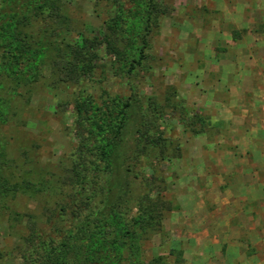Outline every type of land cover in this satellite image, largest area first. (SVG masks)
I'll return each mask as SVG.
<instances>
[{
  "label": "rangeland",
  "instance_id": "374dc122",
  "mask_svg": "<svg viewBox=\"0 0 264 264\" xmlns=\"http://www.w3.org/2000/svg\"><path fill=\"white\" fill-rule=\"evenodd\" d=\"M57 1L68 25L46 20L29 30L43 45L40 57L30 59L35 78L17 85L10 68L0 66L5 173L11 183L30 185L0 197V264H22L23 214L33 215L43 228V208L64 192L61 181L74 146L70 118L80 96L88 116L90 105L105 110L103 101L112 111L111 182L124 188L114 206L122 224L139 217L136 198L150 190L134 167L125 168L147 159L155 163L153 187L170 208L160 227L147 229L141 239V258L238 263L239 249H228L235 241L230 230L243 229L245 219L238 198L252 190L250 184L244 189V182L264 183V168L254 165L264 155V0H161L169 11L149 36V68L143 70L130 66L138 59L147 0ZM92 39L95 47L84 61L89 72L76 83L60 81L52 63L55 48ZM108 40L120 56L110 53ZM26 63L18 67L26 71L22 75L32 70ZM189 111L210 118L204 133L195 135L176 123ZM159 112L166 123L160 127L161 145L153 146L143 133L147 118ZM11 213L20 217L11 220Z\"/></svg>",
  "mask_w": 264,
  "mask_h": 264
},
{
  "label": "trees",
  "instance_id": "16d2710c",
  "mask_svg": "<svg viewBox=\"0 0 264 264\" xmlns=\"http://www.w3.org/2000/svg\"><path fill=\"white\" fill-rule=\"evenodd\" d=\"M25 1L24 4L21 0H0V66L5 70L10 68L8 72L12 73L13 79L16 78L17 85L18 82L35 78L32 77L35 67L30 59L39 58L43 50V45L34 41L33 34L29 33L33 22L52 20L68 25L67 19L60 14L57 0ZM44 8L47 9L45 15ZM168 11L161 0H147L141 47L138 59L130 66L131 70H137L138 66L142 70L149 68V55L146 54L149 36ZM119 19L121 16L116 22ZM111 27L108 25L109 29ZM106 43L110 53L120 56L111 40ZM94 47L95 39L84 40L82 46L68 43L57 46L52 63L59 73V80L76 83L84 73L89 72L90 65L84 61L91 57L90 51ZM20 63L32 66V70L22 75L26 71L18 69ZM85 100L83 96L75 100L76 112L70 118L74 146L67 174L61 181L63 194L53 206L43 208V228L37 225L33 215L23 214L27 233L21 241L22 264H177L166 262L159 256L149 260L141 258V239H144L147 229L152 231L160 227L163 212L170 208L153 187L155 163L147 159L142 164L136 162L125 168L127 172L136 170L137 175L150 185V190L136 198L139 217L131 224H122L114 206H117L116 200L119 204L124 188L122 184L114 188L111 182L116 174L113 154L116 145L109 138L113 128L112 111L103 101L105 110L90 105L93 114L88 116V110L83 106ZM112 103H116V100ZM122 106L127 107L128 103L124 102ZM209 120L207 116L189 111L183 117L179 116L176 123L198 135L205 132ZM162 123H166V120L161 112L152 113L147 118L143 133L147 144L161 145ZM120 126L121 122L116 133ZM2 149L0 144V197L19 191L20 185L24 187L22 191L30 187L25 182L20 185L11 183L10 176L5 173L8 161ZM96 159L98 163L99 160L103 161L102 165L97 164ZM19 217V214L11 213L10 219Z\"/></svg>",
  "mask_w": 264,
  "mask_h": 264
},
{
  "label": "crops",
  "instance_id": "0c3cea01",
  "mask_svg": "<svg viewBox=\"0 0 264 264\" xmlns=\"http://www.w3.org/2000/svg\"><path fill=\"white\" fill-rule=\"evenodd\" d=\"M234 34L237 37L239 33L235 30ZM260 159L258 157L259 162L254 163L258 169V165L264 168V155L262 161ZM248 184L252 186V190L243 193L244 195L238 198L245 208L243 229L234 227L233 230H230L235 233V241L228 245V249H239L238 255L241 256L238 260L239 264H264V183L246 181L243 183L244 189ZM248 248L252 251L246 257Z\"/></svg>",
  "mask_w": 264,
  "mask_h": 264
}]
</instances>
